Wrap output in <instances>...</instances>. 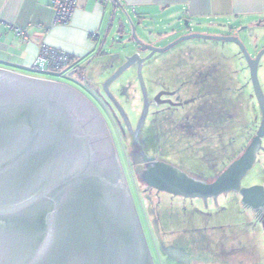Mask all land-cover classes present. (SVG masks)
I'll list each match as a JSON object with an SVG mask.
<instances>
[{"label":"water","instance_id":"95a60500","mask_svg":"<svg viewBox=\"0 0 264 264\" xmlns=\"http://www.w3.org/2000/svg\"><path fill=\"white\" fill-rule=\"evenodd\" d=\"M139 52L104 84L110 86L157 53L191 39L236 44L250 69L262 114L261 124L243 155L220 177L203 183L176 168L150 163L141 179L159 193L207 202L240 193L244 203L264 199L260 187L242 188L264 140V92L258 72L264 49L251 56L237 36L190 34L166 48L135 36ZM187 25V24H186ZM147 106L140 128L147 115ZM0 264H154L120 159L104 118L83 93L53 80L0 69Z\"/></svg>","mask_w":264,"mask_h":264},{"label":"rangeland","instance_id":"374dc122","mask_svg":"<svg viewBox=\"0 0 264 264\" xmlns=\"http://www.w3.org/2000/svg\"><path fill=\"white\" fill-rule=\"evenodd\" d=\"M227 31L222 29L219 33ZM234 33L253 57L263 46L260 29H238ZM135 36L160 49L183 37L172 36L174 40L169 43L166 39L154 41L138 27ZM128 38L130 42L122 51L114 49L90 70V84L78 76L68 78L64 72L37 76L78 89L104 118L154 264H264V224L248 210L238 193L230 192L207 202L184 199L148 191L135 174L133 164L142 161L137 143L132 149L130 141L121 137L101 100L89 90L105 93L104 84L126 63V58L137 52L146 55L133 43L132 29ZM142 76L151 102L161 93L172 96L168 98L170 103L151 104L137 141L149 158L194 180L215 181L243 155L259 129L262 114L250 69L236 44L203 39L184 41L146 61ZM258 76L264 92V56ZM109 90L138 130L143 97L137 66L125 71ZM241 186L264 189V140L256 164ZM169 249L177 250L180 257L175 258Z\"/></svg>","mask_w":264,"mask_h":264},{"label":"crops","instance_id":"0c3cea01","mask_svg":"<svg viewBox=\"0 0 264 264\" xmlns=\"http://www.w3.org/2000/svg\"><path fill=\"white\" fill-rule=\"evenodd\" d=\"M52 1L0 0V69L49 80L33 70L42 46H48L73 55L80 68L78 78L90 84L95 64L130 42L132 28L124 11L154 41L169 43L172 36L190 34L236 36L238 29L256 28L264 41V0H122L120 4L79 0L68 25L55 24ZM222 29L228 33H219Z\"/></svg>","mask_w":264,"mask_h":264},{"label":"flooded vegetation","instance_id":"af4514ba","mask_svg":"<svg viewBox=\"0 0 264 264\" xmlns=\"http://www.w3.org/2000/svg\"><path fill=\"white\" fill-rule=\"evenodd\" d=\"M149 55V52H146V55H141L142 57H147ZM257 55V54H256ZM255 55V56H256ZM138 69V68H137ZM141 86V85H140ZM90 92L95 96L97 97L98 99L101 100L102 104H103V107L104 109L107 111V113L109 114V116L112 118V120L114 121V124L118 130V132L120 133L121 137L124 138V139H128L130 141V145L133 146L132 149H134V146L135 144L137 143L138 147H139V154L141 156V163L139 164H136L134 163L133 164V167H134V170L138 171L139 172V176H140V179H141V174L142 172L146 169V167L150 164L148 162H145V158H148V159H154V158H149L144 150L142 149V147L139 145L138 143V138H139V135L141 133V131L137 130V128L134 127V125L131 123V120L129 118V116H127L124 112V110L122 109V107L120 106V104L118 103V101L113 97L110 98V96H108L107 92L105 91V93L101 92L100 90H91V88H89ZM111 93V92H110ZM159 95V94H158ZM172 95L171 94H167V93H161L160 96L156 99L155 96L153 98V102H151L148 98V94L147 92L144 93L143 90H142V97H143V112H142V115L140 118H142L143 116V113H144V110H145V107L147 106L148 110H147V115H148V112H149V109L151 107V104L153 103H156V104H161V103H170L169 102V99ZM146 115V117H147ZM146 119V118H145ZM141 121V119H140ZM145 121V120H144ZM139 123V122H138ZM144 124V122H143ZM142 124V126H143ZM139 126V125H138ZM141 126V128H142ZM137 127V126H136ZM131 153H133V151H131ZM156 160V159H155ZM158 162V160H156ZM142 180V179H141ZM143 182V181H142ZM211 183V182H210ZM146 184V183H145ZM146 186L148 187V191H154L156 193L159 194V192H157L155 189H152L150 188L147 184ZM240 196L241 194L238 193ZM181 198V197H180ZM241 199L243 200V197L241 196ZM209 200H214V199H209ZM208 200V201H209ZM218 200V199H217ZM203 201V200H201ZM244 202V201H243ZM248 210L253 213L254 217L260 221L262 224H264V199H261V198H251L250 200V203L246 204L244 203ZM260 207V208H258ZM157 222V221H156ZM159 226V221H158V224ZM169 251H171V254L177 258V257H180V254L178 253V251L176 250H173V249H169Z\"/></svg>","mask_w":264,"mask_h":264},{"label":"built area","instance_id":"2783aa9c","mask_svg":"<svg viewBox=\"0 0 264 264\" xmlns=\"http://www.w3.org/2000/svg\"><path fill=\"white\" fill-rule=\"evenodd\" d=\"M100 3L120 4L122 0H98ZM79 0H53L52 7L55 12V24L68 25L76 12ZM23 36L26 42L27 37ZM33 70L42 74L65 73V76L73 79L80 72L75 66V57L71 54L42 46L39 57L33 64ZM44 79V78H43Z\"/></svg>","mask_w":264,"mask_h":264},{"label":"trees","instance_id":"16d2710c","mask_svg":"<svg viewBox=\"0 0 264 264\" xmlns=\"http://www.w3.org/2000/svg\"><path fill=\"white\" fill-rule=\"evenodd\" d=\"M134 172H135V174L138 176L139 180H141V179H140V176H139V172H138L137 170H136V171L134 170Z\"/></svg>","mask_w":264,"mask_h":264},{"label":"bare ground","instance_id":"6f19581e","mask_svg":"<svg viewBox=\"0 0 264 264\" xmlns=\"http://www.w3.org/2000/svg\"><path fill=\"white\" fill-rule=\"evenodd\" d=\"M258 208H260V207H258Z\"/></svg>","mask_w":264,"mask_h":264}]
</instances>
